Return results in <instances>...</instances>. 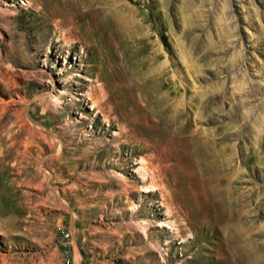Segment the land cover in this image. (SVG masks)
<instances>
[{
    "label": "rangeland",
    "instance_id": "rangeland-1",
    "mask_svg": "<svg viewBox=\"0 0 264 264\" xmlns=\"http://www.w3.org/2000/svg\"><path fill=\"white\" fill-rule=\"evenodd\" d=\"M0 264H264V0H0Z\"/></svg>",
    "mask_w": 264,
    "mask_h": 264
},
{
    "label": "bare ground",
    "instance_id": "bare-ground-1",
    "mask_svg": "<svg viewBox=\"0 0 264 264\" xmlns=\"http://www.w3.org/2000/svg\"><path fill=\"white\" fill-rule=\"evenodd\" d=\"M148 191V190H147ZM150 191V190H149Z\"/></svg>",
    "mask_w": 264,
    "mask_h": 264
}]
</instances>
